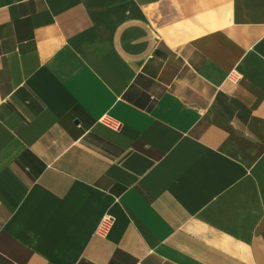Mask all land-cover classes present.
Returning a JSON list of instances; mask_svg holds the SVG:
<instances>
[{
	"label": "crops",
	"instance_id": "obj_1",
	"mask_svg": "<svg viewBox=\"0 0 264 264\" xmlns=\"http://www.w3.org/2000/svg\"><path fill=\"white\" fill-rule=\"evenodd\" d=\"M0 264H264V0H0Z\"/></svg>",
	"mask_w": 264,
	"mask_h": 264
},
{
	"label": "built area",
	"instance_id": "obj_2",
	"mask_svg": "<svg viewBox=\"0 0 264 264\" xmlns=\"http://www.w3.org/2000/svg\"><path fill=\"white\" fill-rule=\"evenodd\" d=\"M100 121L111 128H119V123L107 116H102L100 118ZM112 222L113 216L109 213H105L97 225L96 232L102 235L107 234L112 225Z\"/></svg>",
	"mask_w": 264,
	"mask_h": 264
}]
</instances>
